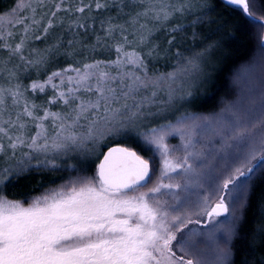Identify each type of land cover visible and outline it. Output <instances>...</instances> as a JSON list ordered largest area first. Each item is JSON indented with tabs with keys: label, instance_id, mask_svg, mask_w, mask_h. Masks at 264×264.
<instances>
[{
	"label": "snow or ice",
	"instance_id": "obj_1",
	"mask_svg": "<svg viewBox=\"0 0 264 264\" xmlns=\"http://www.w3.org/2000/svg\"><path fill=\"white\" fill-rule=\"evenodd\" d=\"M140 3L141 11L127 14L124 8L135 2L78 0L73 9L55 0L44 11L46 0H17L0 15V50L7 54L0 60V264H235L239 224L255 181L264 179V92L258 100L231 102L219 115L185 116L173 126L168 112L191 95L180 77L196 75L204 53L175 72L150 74L149 61L160 55L156 31L164 27L174 47L186 27L167 25L191 14V6L184 0ZM223 3L264 29V0ZM113 10L115 16L99 19L102 36L93 47L114 49V60L47 72L51 60L72 54L78 36L95 32L97 16ZM60 13L71 18L66 28ZM55 29L72 38L53 37ZM50 37L54 42L47 44ZM35 41L47 46L37 49ZM41 71L44 79L22 82V74ZM176 132L179 146L168 142ZM117 136L133 138L150 155L113 146L98 163L92 159ZM53 170L67 172L65 182L32 197L27 207L3 194L29 172ZM193 184L203 191L189 193Z\"/></svg>",
	"mask_w": 264,
	"mask_h": 264
},
{
	"label": "trees",
	"instance_id": "obj_2",
	"mask_svg": "<svg viewBox=\"0 0 264 264\" xmlns=\"http://www.w3.org/2000/svg\"><path fill=\"white\" fill-rule=\"evenodd\" d=\"M54 2L55 0H46L44 11L52 9ZM67 2L75 9L78 0H67ZM87 2L89 0H85V3ZM124 2L130 5L135 2L137 6L124 8L123 13L135 14L136 11H141L143 8L140 0H124ZM144 2L146 3L147 0H144ZM172 2L176 3L177 0H172ZM16 3L17 0H0V15H7ZM184 3L191 6V14L177 16L174 20L169 21L167 27L170 28L178 23L185 25L186 31L176 35L175 46L171 48L167 43L170 36L166 34L165 28L160 27L156 31L152 39L159 45L160 55L149 61V72L150 74L175 72L186 65L189 58L198 53H204L202 60L209 54L211 64L216 70L207 79L208 84L211 86L208 96L203 98V102L197 107L196 111L194 109L195 112L191 113L186 109L181 116L187 114L201 115L221 110L223 108L222 99H225V101L235 99L236 101L237 98H240L235 96L229 87L230 77L239 67L252 61L258 52L262 54V60L256 67L264 85V47H262L264 45V29L249 23L238 10L224 4L223 0H184ZM123 13L119 18L120 23H124L127 19V16ZM59 15L64 17L66 28L67 24L71 22V18L64 13ZM91 15H94V13H86V17ZM105 15L115 16L116 12L113 10L110 13H102L97 16L95 32L90 29L87 34L78 36L76 39L79 42L75 48L68 49L72 54L67 57L60 55L51 60L47 72L60 70L69 64L114 60L116 58L114 49L110 50L103 43L100 46L93 47L96 44L97 34L102 36L99 19ZM257 15H261L258 10ZM197 17H199V20H197ZM193 20H197L195 26L192 24ZM193 33H195V36H193ZM56 35L64 37L65 41L72 38L71 35L60 29L53 30V37ZM18 39L17 36L16 41ZM53 42V38L50 37L47 44ZM34 43L37 49H44L47 46L46 43L41 41H35ZM205 50L207 51L205 52ZM177 53H181L182 56L178 57ZM0 60H7V54L2 50H0ZM12 63H15V61H12L8 66L11 67ZM3 66L0 63V69ZM44 76V71L39 74L32 72L30 76L22 74V82L28 84L32 79L38 77L44 79ZM0 82L4 81L0 80ZM52 110L59 111V109H54V106ZM172 120L173 118L170 119V122ZM114 145L127 146L142 154L140 144L133 138L117 136L115 138L109 137L100 146V154L92 157V159L98 163L104 152ZM33 164H35V161H33ZM93 174L94 169L87 173L90 176ZM67 176V172L59 170L29 172L27 176L20 177L14 180L13 184L4 187L3 194L8 199L27 200L60 186L65 182ZM238 231L239 236L233 242V260L235 264H264V179L255 181L247 210Z\"/></svg>",
	"mask_w": 264,
	"mask_h": 264
},
{
	"label": "rangeland",
	"instance_id": "obj_3",
	"mask_svg": "<svg viewBox=\"0 0 264 264\" xmlns=\"http://www.w3.org/2000/svg\"><path fill=\"white\" fill-rule=\"evenodd\" d=\"M210 59H211V57L209 54H207L204 57V59L200 63V70L196 75L191 76L189 79H185V77H183V76L180 77V79L184 81V83H183L184 90L190 91L191 95L188 96L184 101L178 103L174 109H171L168 112L169 118L170 119L173 118V120L171 121V124L173 126L178 124L180 119L185 117V116H197V117H199V116H209L211 114L219 115V114L224 112V109L226 107H228L231 104V102L235 101V99L234 100L229 99L227 101H225V99H222L221 104L223 105V108L221 110L213 111L211 113H204L201 115H198V114H190L189 115V114H187V115L181 116L186 109H187V111H190L191 113L195 112L197 107L203 102V98L208 96V92H209V89L211 86L208 84L207 79L210 78L216 70L215 67L211 64ZM261 60H262V54H259V52H258L256 57L252 61L245 63L244 65L239 67L236 71H234V73L230 77L229 87L232 89L235 96L240 97V98H237L236 101H238L242 98L250 97V96H252V98H255L258 100L260 97V94L262 92H264V85L262 84L261 78L258 75V71H257V67H256L257 65H259V62ZM0 83H4V82H0ZM24 84L26 85L27 83H24ZM177 86H179V84ZM29 95H31V93H29ZM45 99H46V97H44L42 94H38V97H37L38 103H43ZM159 99L160 98H158V100ZM54 109L58 110L59 107L54 105ZM194 109H195V111H194ZM165 122H167V121L160 120V123H165ZM154 125H155V123L152 126H154ZM168 142L170 145L179 146L182 143L181 136H180L179 132H176L174 135L169 136ZM201 142L205 143L206 139L201 137ZM140 152L146 158L150 155V153H148L141 146H140ZM211 162L212 161H209V163H211ZM153 165L157 169V174H158L159 168L162 167V163L160 162L159 156H156L153 158ZM2 166H3V162L0 161V167H2ZM172 175L176 176L177 174L173 173ZM155 178L156 177L154 176L153 181H155ZM176 182L183 183V181H180L179 179H177ZM59 188H60V186H58L54 189L58 190ZM196 191H203V189H198L195 186V184H193V186L189 189V193H194ZM181 195H187V194L181 193ZM38 196H40V195H38ZM192 198L195 199V197H192ZM30 199L23 200L21 202L23 203V205L25 207H27ZM221 219H223V218H221ZM240 224H241V222H240ZM240 224H239V227H240ZM190 227L198 228L199 226L190 225ZM238 230H239V228H238ZM232 259H233V257H232Z\"/></svg>",
	"mask_w": 264,
	"mask_h": 264
},
{
	"label": "water",
	"instance_id": "obj_4",
	"mask_svg": "<svg viewBox=\"0 0 264 264\" xmlns=\"http://www.w3.org/2000/svg\"><path fill=\"white\" fill-rule=\"evenodd\" d=\"M114 146H122V145H114ZM111 147H113V146H111ZM109 148H110V147H109ZM109 148H108V149H109ZM108 149H107V150H108ZM107 150L104 152V154H103V155L107 154ZM103 155H102V157H101V159H100V160H102V158H103Z\"/></svg>",
	"mask_w": 264,
	"mask_h": 264
}]
</instances>
